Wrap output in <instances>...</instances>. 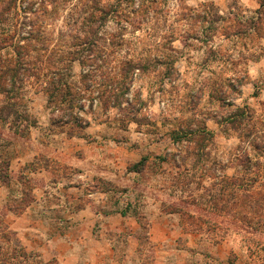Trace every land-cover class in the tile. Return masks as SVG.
<instances>
[{
	"label": "rangeland",
	"instance_id": "1",
	"mask_svg": "<svg viewBox=\"0 0 264 264\" xmlns=\"http://www.w3.org/2000/svg\"><path fill=\"white\" fill-rule=\"evenodd\" d=\"M58 1L59 7L28 0L24 12L20 1L15 11L6 10L9 0H0V185L9 188L11 197L22 191V204H28L32 190L45 186L44 177L29 176L41 167L50 170L58 183L87 187L89 195L85 193L73 204L76 210L84 198L100 194L91 201L104 205L103 212H112L107 208L117 201L126 207V188L117 190L101 178L88 182L83 174L45 159L39 163L33 159L23 169L16 161L19 141L26 143L28 149L20 153L27 156L34 151L31 139L41 135L49 141V129L61 145L70 138L89 141L87 128L100 124L106 133L104 140L117 147L128 151L145 147L138 152V161L124 160L119 166L141 175L133 198H144L149 204L158 201L159 207L148 206V211L176 214L182 225L201 232L207 240L228 241L232 250L227 264H264V207L256 201L249 210L242 203L244 185H251L256 193L263 189L264 155L252 151L250 172L237 177L244 185L237 191L241 206L236 210L226 184L227 178L245 174L241 172L243 159L237 157L247 152L248 142L241 143L235 127H244L248 121L244 113L249 112L257 127L264 122V0H103L117 12L100 22L102 45L111 49V40L116 47L114 55L94 59L88 79L82 78L77 61L66 69L78 48L73 38L84 33L80 28L88 2ZM27 34L29 40L24 38ZM24 44L29 45L27 74L20 70L15 54ZM126 60L137 65L127 81L126 97L132 105L103 110L99 89L114 82L110 69L118 73L125 69ZM53 61L65 69L63 75L72 84L92 85L81 93V106L75 109L85 121L81 126L57 123L62 112L50 108L48 96L39 91L37 77L48 73L46 81L51 80L54 67L47 64L49 69L38 71L37 66ZM9 68L17 72H8ZM116 80L123 82L120 77ZM75 157L82 158L80 154ZM219 174L224 178L218 179ZM218 198L216 205L221 209L215 211L212 206ZM60 200L64 201L53 194L50 201L60 205ZM134 208L130 213L139 217L141 211ZM55 210L52 215L58 221L63 209ZM140 223L138 238L145 248L147 225L142 219ZM12 239L0 214V264L24 263L22 250ZM26 261L37 263L34 255Z\"/></svg>",
	"mask_w": 264,
	"mask_h": 264
},
{
	"label": "crops",
	"instance_id": "2",
	"mask_svg": "<svg viewBox=\"0 0 264 264\" xmlns=\"http://www.w3.org/2000/svg\"><path fill=\"white\" fill-rule=\"evenodd\" d=\"M49 131V141L41 135L30 136L34 151L27 156L20 153L28 149L26 143L18 142L19 168L23 169L33 159L38 163L45 159L49 164L66 165L72 172L83 174L88 182L101 178L117 190L126 188L129 204L126 207L119 201L113 207L108 204L107 209L112 212L105 213L104 205L95 206L91 201L100 194L93 199L83 197L84 204L76 210L73 204L89 191L87 187L58 183L50 170L41 167L31 174L26 172L35 180L45 179L44 187L32 190L28 204H22V191L11 197L9 188L0 185V214L19 251L34 255L41 264H145L146 261L149 264H227L232 250L228 241L207 240L201 232L182 225L176 214L146 209L157 208L158 201L149 204L144 198H133L141 175L128 169L122 171L119 164L124 160L138 161L143 145L135 151L117 147L112 141L104 140L106 133L100 124L87 128L89 141L70 138L61 145L57 135ZM164 147L161 148L164 150ZM76 154L82 158L75 157ZM53 194L64 201L60 200V205L50 201ZM59 207L63 210L57 221L52 213ZM134 207L141 211L139 217L130 213ZM141 219L147 225L145 248L138 238Z\"/></svg>",
	"mask_w": 264,
	"mask_h": 264
},
{
	"label": "trees",
	"instance_id": "3",
	"mask_svg": "<svg viewBox=\"0 0 264 264\" xmlns=\"http://www.w3.org/2000/svg\"><path fill=\"white\" fill-rule=\"evenodd\" d=\"M19 1L21 2V6L25 12L27 8L25 7L24 4L28 0H9L8 7H6L7 8L6 10L13 9L17 11L21 7L19 4ZM44 1L46 3H50L51 5L55 4L57 7H59L58 0H44ZM66 1L67 0H65V2ZM87 2H88V5L87 4L86 5L89 7L86 12L88 14L85 20L82 22L83 28L82 27L80 28L83 30L84 33L79 36L76 35L73 38L74 39L73 45L75 47L77 46L78 48L75 51V53H73L74 56L69 61L70 63H68V67L66 68L69 71L71 65L77 61L81 65V68H82L81 76L83 79H88L90 76H92L90 68L92 66V62L94 61V59L98 60V59H103L104 57L111 55V54L114 55L113 49L116 47L115 43L111 40L109 44V47L111 49L103 46L102 45L103 39H101L102 34L99 33L100 28H101L100 22L103 23L109 17V15L117 12L116 8L110 5L109 3L108 4L104 3L103 0H87ZM29 36L30 35L27 34L26 37L24 38L29 40L30 39ZM28 47L29 45H26V44L19 45L15 53L16 59H18L17 63L19 65V68L20 70H24L25 74L30 72V68L28 66L29 63L25 61L26 60L25 57L28 54ZM78 52H80L81 54L78 55V57H75V55ZM47 64L54 67L53 70L51 71L52 79L46 81V77L48 73H43L42 75L40 74V76L37 77V80L39 82L38 84L41 86L39 91L41 93H45L48 96V106L50 108H53L59 112H62V116H61L62 118L57 123H62L63 126L65 125L81 126V124L85 121L83 120L81 115H78L77 113H75V109L77 106H81L79 105L81 93L84 90L91 89L92 85L86 84L83 87H78L77 85L69 82L68 80L69 77H64L63 75L65 69L63 67H58L59 66L58 62L57 63L54 61L50 63L46 62L42 66L38 65L37 70L43 71L44 69H49V66H47ZM136 66L137 65H135V63L132 60H126L123 63V68L125 69L123 70L120 69L118 73H116L117 71L116 69H110L109 72L113 71L112 73L113 76L111 77V80H114V82L109 85H101L99 89V95L101 96L100 97L101 106L103 110L104 109L108 110L110 108H119L122 106V104H127L128 106L132 105V101H130L126 97L127 92H129L130 90V85L129 83H127V81L131 80L132 74L137 69ZM145 70L146 69L141 68L140 71H145ZM8 72L14 73V72H17V70L9 68ZM103 74L104 76H106L107 72L104 71ZM15 76H16L15 74L12 75V78H11L12 82ZM70 76H72L71 73H70ZM44 77H45V81H44ZM119 77L123 79L122 84L120 82L118 83L117 82L118 80H116ZM8 92H10V90ZM123 97L124 99H122ZM96 104H97L96 107L98 108L99 102H97ZM244 115H246L248 118L247 123L244 125V127H242V129H239L238 127L239 125H237L235 129H237L236 131L239 130L238 134H239L241 143L246 142V140L248 142L247 152L244 151L243 154L241 152L240 153L241 155L239 154L237 157V158L242 157L243 159L242 160L243 165H241V168L243 170H241V172L243 171L245 174L244 175L238 174L236 177L226 179L228 181L226 182V184H229V187H230L229 188L230 191L228 194H232L233 198H235L232 203L233 204L232 208H234L235 210L236 208H240L241 206V204L238 202L239 199L237 198V191H239L241 188L243 189L241 185L243 184V182L240 184L241 180L238 179L237 177L242 178L243 176H247L246 173L250 172L251 170L250 164L252 163L250 154L252 153V151L255 152L256 155L257 154L261 155V157L262 155H264V122H260V127H257L256 123L254 122L251 112L244 113ZM86 124H88V122H86ZM203 132L205 133L206 131L203 129ZM244 149L246 148L243 147V150ZM182 158L184 159V157ZM217 177L218 179L224 178V176L221 174L217 175ZM244 187L247 188V189H244L245 194L243 195L244 199L242 201V203L244 204V207L248 208L249 210H252V207L256 201L257 202L260 201L261 203L260 207H264V184L262 187L263 189L259 193L252 191L253 190L252 186L249 184L244 185ZM218 200H220V198H218L214 206H212L213 210L215 211L221 209L217 207ZM244 226L247 227L249 225H246L245 223ZM5 236H6L7 241L11 240L10 235H5ZM20 255L22 256L24 263H22L23 261H20L19 263L28 264L26 260L31 255H27L23 251H20ZM2 264H5V263H2ZM36 264H41V263L38 260Z\"/></svg>",
	"mask_w": 264,
	"mask_h": 264
}]
</instances>
